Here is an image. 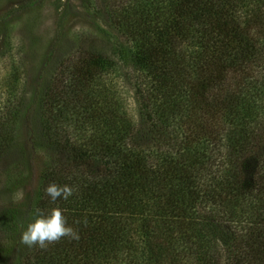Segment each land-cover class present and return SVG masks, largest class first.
Here are the masks:
<instances>
[{"label": "trees", "instance_id": "16d2710c", "mask_svg": "<svg viewBox=\"0 0 264 264\" xmlns=\"http://www.w3.org/2000/svg\"><path fill=\"white\" fill-rule=\"evenodd\" d=\"M108 11L127 49L80 52L39 101L42 136L66 158L41 170L33 208L62 209L79 239L6 261L26 223L5 208L0 264H264V0ZM114 72L136 102L126 127L100 83ZM53 182L74 194L50 201Z\"/></svg>", "mask_w": 264, "mask_h": 264}, {"label": "rangeland", "instance_id": "374dc122", "mask_svg": "<svg viewBox=\"0 0 264 264\" xmlns=\"http://www.w3.org/2000/svg\"><path fill=\"white\" fill-rule=\"evenodd\" d=\"M108 4L109 0H0V142H6L0 148V212L21 205L18 218L26 224L34 218L41 170L66 158L42 136V93L57 69L68 68L80 52L102 47L114 61L116 44L128 47L111 26ZM125 82L116 72L100 80L109 102L116 105V120L126 127L136 116V102ZM4 241L0 232V243ZM17 243L5 245L12 247L6 255L9 249L3 250L6 261L12 263L21 254L24 246Z\"/></svg>", "mask_w": 264, "mask_h": 264}, {"label": "clouds", "instance_id": "9594fccd", "mask_svg": "<svg viewBox=\"0 0 264 264\" xmlns=\"http://www.w3.org/2000/svg\"><path fill=\"white\" fill-rule=\"evenodd\" d=\"M44 192L50 201L55 202L61 198L67 200L74 194L75 189L69 185L61 186L53 182L46 186ZM33 217L20 233L19 243L22 246L46 249L65 237L70 240L79 239L78 232L67 225L63 210L58 207L49 209L47 214L37 208Z\"/></svg>", "mask_w": 264, "mask_h": 264}]
</instances>
